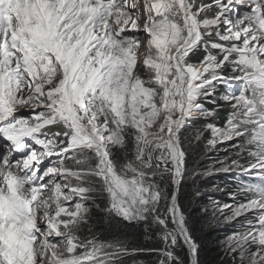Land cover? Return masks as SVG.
I'll list each match as a JSON object with an SVG mask.
<instances>
[{
    "label": "snow or ice",
    "instance_id": "snow-or-ice-1",
    "mask_svg": "<svg viewBox=\"0 0 264 264\" xmlns=\"http://www.w3.org/2000/svg\"><path fill=\"white\" fill-rule=\"evenodd\" d=\"M204 132L243 142L219 211L233 264H264V0H0V264H201L184 189Z\"/></svg>",
    "mask_w": 264,
    "mask_h": 264
},
{
    "label": "trees",
    "instance_id": "trees-1",
    "mask_svg": "<svg viewBox=\"0 0 264 264\" xmlns=\"http://www.w3.org/2000/svg\"><path fill=\"white\" fill-rule=\"evenodd\" d=\"M210 106V105H206ZM227 112L221 111L214 121L218 126L224 127ZM203 120H197L185 131V136H194L197 130H203ZM210 138L209 132H204L200 141H193L188 155V167L194 170L196 176L194 183L191 178L185 185L186 199L184 201L190 216L189 225L200 245L199 259L201 264H233L232 257L227 251L226 238L237 230V222H225L224 216L228 213H221L219 209L225 205L234 204L231 194L240 195L239 186L248 178L243 176L238 168L229 172L221 171L223 163H231L239 159L241 164H246L249 159L246 152H240L237 145L243 143L239 140L217 143L215 147H206ZM199 191L200 195L195 193ZM87 233V228H84ZM125 233H132L127 237L130 241L138 243L141 247L150 244L141 235V229L125 227ZM103 239L125 238L119 232V226L107 230ZM154 257L147 255H136L124 258V264H150Z\"/></svg>",
    "mask_w": 264,
    "mask_h": 264
},
{
    "label": "rangeland",
    "instance_id": "rangeland-1",
    "mask_svg": "<svg viewBox=\"0 0 264 264\" xmlns=\"http://www.w3.org/2000/svg\"><path fill=\"white\" fill-rule=\"evenodd\" d=\"M84 231V230H83ZM85 233V232H84ZM85 234H87V233H85Z\"/></svg>",
    "mask_w": 264,
    "mask_h": 264
}]
</instances>
